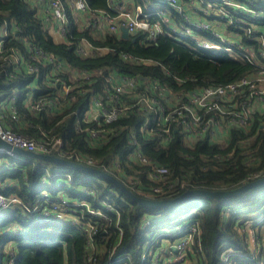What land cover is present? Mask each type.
I'll use <instances>...</instances> for the list:
<instances>
[{"label":"trees","instance_id":"obj_1","mask_svg":"<svg viewBox=\"0 0 264 264\" xmlns=\"http://www.w3.org/2000/svg\"><path fill=\"white\" fill-rule=\"evenodd\" d=\"M235 1L264 13V0ZM86 2L94 11L114 13L108 0ZM115 2L124 6L140 4L145 10L156 3L165 5L160 0ZM67 14L64 39L56 41L38 13L37 0H0V34L5 23L8 28L5 47L0 53V100L4 102L0 114L4 124L37 142L60 137L63 150L83 158L91 157L95 162L88 164L74 157H69L70 160L112 174L143 197L173 198L187 189L231 190L264 177V110L252 113L242 127L228 122L230 114L210 109L196 126L200 129L208 123L207 129L188 143L184 127L177 121L171 122V136L163 141L157 135L156 127L160 126L152 120L155 109L133 105L135 99L145 94L168 107L171 100L163 97L162 88L185 99V92L190 90L252 76L258 69L257 64L237 53L252 49L260 62H264L259 53L264 16H241L242 20L255 24L257 32L228 25L230 31L238 33L242 50L203 53L185 44L195 43L189 37L161 32L154 40H148L145 32L137 31L125 38L92 24L80 27L70 10ZM167 15L171 24L184 22L182 13L173 7ZM156 18L152 14V19ZM163 27L166 28V24ZM201 32L207 38H215L209 31ZM82 40L107 51L82 56L76 52ZM12 48H16L27 63L36 65L38 71H28L25 63L14 66ZM37 50L51 53L61 63L91 72L92 76L72 82L68 73L52 72L54 63L38 57ZM56 76L70 86L66 93L62 92L61 85L52 83ZM117 76L137 79L132 90L117 96L116 103L130 107L110 122L84 119L83 112L91 105L92 97L107 100L104 95L111 89L107 77L115 80ZM236 98L240 102L243 96ZM11 100L16 107V120L11 118L8 109ZM50 101L54 103H48ZM41 102L39 109L32 110V104ZM228 104L224 105L225 110H240V103L237 108ZM147 118L153 130L136 131L139 141L134 144L131 131L137 130ZM210 118L213 123L208 122ZM215 124L227 129L223 143L213 139L210 133ZM90 129H99V136L92 137ZM138 151L146 162L137 159ZM49 154L58 156L55 150ZM158 166L166 168L162 177L153 175ZM57 173L64 177L59 179ZM155 187L161 190L155 192ZM83 188L90 189L92 194L85 195ZM43 189L51 196L61 193L70 200L85 199L102 209L103 203L109 202L114 209H104L102 217L77 215L82 223L94 224L92 234L84 224L38 217L20 207L5 210L0 213V264H154L151 262L159 240L145 244L142 229L146 227L143 226L145 217L154 219L152 225L159 228L161 240L180 237L184 230L178 227L186 222L195 226L193 241L190 249L185 250L183 262L264 264V183L229 197L194 195L175 205L153 208L132 200L100 175L30 156L0 152V191L15 193L32 207ZM246 220H252V225L257 226L256 236L262 244L258 253L250 249L245 232L236 227L237 223L243 226Z\"/></svg>","mask_w":264,"mask_h":264},{"label":"built area","instance_id":"obj_2","mask_svg":"<svg viewBox=\"0 0 264 264\" xmlns=\"http://www.w3.org/2000/svg\"><path fill=\"white\" fill-rule=\"evenodd\" d=\"M41 2L47 5V10L41 16L43 17V22L46 28L49 26H54L56 31L64 37L65 32L67 31V22H68V10L74 12L75 14L83 17L82 20L78 21L80 23L85 20L84 25L88 26H97L98 28H106L111 32L119 34L121 36V27L125 26L130 35L136 33L137 31H143L147 35L148 40H154L159 33H165L169 36L174 34L182 35L184 37L191 38L195 43H185L189 46H192L196 51H201L203 53L209 52L211 50L217 51H232V49L237 48V50L242 47L238 40V33L232 32L227 29L229 32L235 33L227 39V41L220 40L219 35H217L210 27V25H204L200 20H193L189 17L188 9L186 5H183L187 1L189 5L190 0H160L165 5L160 3L154 4L153 8L150 6L145 10L140 4L136 5H122L116 3L115 0H108L109 7L114 11V13H109L104 10L94 11L92 10L86 0H40ZM197 1L194 8L191 9L195 14H201L199 17L206 19L210 16H221L213 13L205 12V16L202 14L201 7L205 4L203 2H214L217 5H224L228 7L224 17L230 20L232 17L237 16V18L228 25H233L236 29L241 28L247 32L255 31L259 29L253 23H248L242 20L241 16L250 15L251 17H262L264 13L257 12L246 5L239 3L238 5L231 2V0H195ZM211 2V3H212ZM231 2V3H229ZM209 4V3H208ZM131 7V8H127ZM173 7L176 10L180 11L184 17V22L182 24H171L168 19V11ZM242 8H246V11H243ZM237 9V10H236ZM152 14H155L158 18L152 19ZM261 14V15H258ZM76 15V21L79 20ZM222 22H225V19H221ZM163 24H166V28L163 27ZM211 24V22H210ZM83 25V26H84ZM15 26V25H14ZM209 26V27H208ZM212 26V24H211ZM209 31V33L215 38H207L205 34L201 31ZM8 34L7 23L3 26L2 33L0 34V53L5 47V37ZM195 34L200 35L203 39H197ZM261 50L259 53L264 58V33L261 34ZM219 42V43H218ZM12 52V63L14 66L18 64L25 63L26 68L30 72L38 71V67L34 64L27 63L23 55L19 54V51L16 48L11 49ZM107 51V48H99L91 45L87 40H82L76 46V52L82 56L94 55L96 53H101ZM38 57L44 58L48 63H54L52 72L56 74L58 72L68 73L69 80L72 82H79V80H87L92 76L91 72L86 70H81L78 68H73L68 64H63L57 59L53 54H45L41 50L36 51ZM197 53V52H196ZM198 54V53H197ZM240 57L257 64L258 69L252 76L242 77L239 80L224 85H206L200 88L190 90L185 92V99H182V96L172 93L171 91L162 88V93L164 92L163 97H167L171 100V106L166 107L162 102H156L154 99H149L145 94H141L135 101L133 105H140L146 108H154V116L152 117L153 122L160 127H156L157 135L162 138L163 141L167 140L171 136L170 126L172 121H177L183 125L186 142H193L198 136L202 135L207 129V124L203 125L200 129H196V126H199L202 122V116L207 114L210 109H216L222 113H228L231 116L228 118L230 124H237L238 126H245L247 124L248 118L252 113L257 111L264 110V62L254 55L252 49H245L242 53H237ZM111 84V89L108 91L104 97L106 101L99 96L92 97V103L89 108L83 112V118L86 120H99L102 119L103 122H110L116 119L120 114H122L130 105L118 104L117 96L123 92H128L136 86L137 79L132 77L117 76L115 80H112L111 77L106 79ZM60 82V83H59ZM53 84L61 85V90L63 93H66L70 86L66 81L59 76L54 77ZM236 96H243V99L238 102ZM234 98V99H233ZM233 101L232 103H230ZM45 102V101H44ZM155 102V103H153ZM40 104H32V110H37L40 108ZM50 104L54 103L53 101L48 102ZM229 103V104H228ZM240 103V110H225L224 105L228 104L233 106V108L238 107ZM132 106V105H131ZM8 109L10 110V116L13 120L17 119V111L14 102L11 100L8 103ZM201 109V112L199 110ZM159 114V117L156 115ZM0 114V138L11 143L14 146L20 148L31 150L35 152L47 153L49 151L55 150L58 153V156L74 157L77 161L85 160L88 164H93L95 161L91 157H85L78 155L75 152L63 150L62 149V139L60 137H55L54 139H45L41 142L23 135L21 133L15 132L11 125L4 124L1 119ZM161 119V120H160ZM209 123H213L212 119L208 120ZM151 124L150 118H147L137 130L131 131L132 142L137 144L139 139L137 137L136 131H152L153 128L149 127ZM226 131L223 126L215 124L210 133L217 142L222 139L221 142H225ZM90 134L92 137L97 138L100 134L99 129H90ZM12 156L16 154L10 151H1ZM138 160L146 162V158L139 151L136 154ZM166 168L163 166L155 167L153 175L162 177L165 173ZM69 177V174H66ZM155 192L161 190L160 187L153 188ZM82 191L85 195H91L92 191L90 189L83 188ZM73 206L80 207L79 209L74 208ZM103 209L100 207H94L89 201L85 199L82 200H70L61 193L51 196L49 192L45 189L41 190L36 198V202L32 207L27 206L22 199L15 193L5 194L0 191V213L11 209L20 207L21 209L32 212L38 217H52L61 221H70L75 224H84L88 227L89 234L95 230L94 224L85 221L82 223L80 218L77 216L79 213H86L92 217H102L104 215V209L110 210L114 209V206L109 203H103ZM154 219L152 217H145L143 221V226H152ZM189 223V222H188ZM184 223L178 227V230L183 228L182 239L177 241L176 246L168 247L167 250L169 253H175V251H184L190 249L191 243L193 241L195 226L188 225ZM158 252V250H156ZM154 252V255L156 254ZM153 255V256H154ZM143 257H145L143 255Z\"/></svg>","mask_w":264,"mask_h":264},{"label":"rangeland","instance_id":"obj_3","mask_svg":"<svg viewBox=\"0 0 264 264\" xmlns=\"http://www.w3.org/2000/svg\"><path fill=\"white\" fill-rule=\"evenodd\" d=\"M212 2V1H211ZM203 2L205 5L203 7H201V11L202 14L205 16V12L208 13H213V14H217V15H221V16H210V18H206V19H202L201 17H199L201 14H195L194 11H192L191 13V9H193L197 3V1L195 0H190L189 5L187 4V1L183 3V5H186V8L188 9V14L189 17L193 18V20H200L201 22L204 23V25H210L211 29L220 37V40H224L227 41V39L229 37H231L233 34L232 32H229L227 29L228 24H230L232 21H234L237 16L232 17L230 20L226 19L224 17V13H226L228 7H224V5H217V3L214 2ZM231 2L235 3V5H238V2H234L233 0H231ZM229 2V3H231ZM127 8H131V7H127ZM243 11H246V8H242ZM237 10V9H236ZM221 19H225V22L223 23ZM212 26H211V24ZM86 23L85 20H83L80 25H84ZM209 27V26H208ZM3 30V27L2 29ZM195 36H197V39H203L200 35L195 34ZM219 43V42H218ZM3 101L0 100V108L3 105ZM222 139H220V143ZM59 179H61L63 176L62 173H57ZM79 190V189H78ZM36 202V200H35ZM34 202V203H35ZM240 221V220H239ZM253 222L252 220H246L245 223H243V226H240L239 223L236 224L237 229L239 228L240 231L245 232L246 234V238H247V242L248 245L250 247V249L256 253L260 252L262 244L258 241V238L256 236V231H257V226L252 225ZM143 235L146 239L145 244L148 245L149 243H155L157 241V239L159 241H157L156 244H158L157 246V250L158 252H156V254L153 256L152 258V262L151 263H160V264H189L188 260H185L183 262L184 259V255L185 252L184 251H176L175 253H169V251L167 250L168 247H173L176 246L175 244L177 243V241H180L182 239V237L184 235H181L180 237L176 238L175 240H169L168 238H163L162 240L159 239V233L160 230L159 228H157L154 225L152 226H146L143 227ZM154 234V235H153ZM259 242V243H258ZM7 249H9V245L7 246Z\"/></svg>","mask_w":264,"mask_h":264},{"label":"water","instance_id":"obj_4","mask_svg":"<svg viewBox=\"0 0 264 264\" xmlns=\"http://www.w3.org/2000/svg\"><path fill=\"white\" fill-rule=\"evenodd\" d=\"M130 36L127 28L125 26L121 27V37L128 38ZM0 150L1 151H10L16 155H25V156H30L33 158H38L41 160H45L48 162H55L58 164H63L66 166H70L76 169H81L84 171H88L97 175H100L109 181H111L115 186H117L123 193H125L128 197H130L132 200H135L139 202L140 204L148 207H153V208H159V207H165V206H171L175 205L177 203H180L184 199L194 196V195H206V196H215V197H229L232 195H236L242 191L247 190L248 188L254 187L260 183H264V177L258 178L256 180L246 182L242 184L241 186L231 189V190H216V191H209V190H202V189H187L186 191L182 192L180 195L173 197V198H162V199H154V198H148V197H143L139 196L136 193L132 192L128 186L118 179L117 177L113 176L112 174L93 167V166H88L79 162H75L73 160L57 156L55 154H47V153H41V152H35L31 150H26L23 148H20L18 146H14L11 143L3 140L0 138Z\"/></svg>","mask_w":264,"mask_h":264},{"label":"crops","instance_id":"obj_5","mask_svg":"<svg viewBox=\"0 0 264 264\" xmlns=\"http://www.w3.org/2000/svg\"><path fill=\"white\" fill-rule=\"evenodd\" d=\"M38 1V13L41 15L43 14L44 12H46L47 10V5L43 2H41L40 0H37ZM75 20H76V15L74 12H72ZM77 18L79 20L77 21H80L83 19V17H80L79 15H77ZM48 32L50 33V35L52 36V38L56 41H61L64 39V37L62 35L59 34V32L56 31L55 27L54 26H49L48 28Z\"/></svg>","mask_w":264,"mask_h":264}]
</instances>
